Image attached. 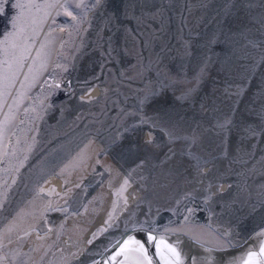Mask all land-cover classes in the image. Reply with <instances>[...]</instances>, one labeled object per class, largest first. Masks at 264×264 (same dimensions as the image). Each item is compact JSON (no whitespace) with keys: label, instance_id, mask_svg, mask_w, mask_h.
I'll list each match as a JSON object with an SVG mask.
<instances>
[{"label":"rangeland","instance_id":"rangeland-1","mask_svg":"<svg viewBox=\"0 0 264 264\" xmlns=\"http://www.w3.org/2000/svg\"><path fill=\"white\" fill-rule=\"evenodd\" d=\"M54 2L0 13V264L263 228L264 0H70L76 19Z\"/></svg>","mask_w":264,"mask_h":264},{"label":"snow or ice","instance_id":"snow-or-ice-1","mask_svg":"<svg viewBox=\"0 0 264 264\" xmlns=\"http://www.w3.org/2000/svg\"><path fill=\"white\" fill-rule=\"evenodd\" d=\"M103 0H95L97 5L101 4ZM8 3V0H0V13L4 12V5ZM59 5L60 8L64 9V15L71 16L73 19L76 17L73 15V12L70 11V0H65L64 3H60L59 0H55L54 3L50 4L49 7H57ZM13 8L20 9V13L14 16L11 20V27L13 29L12 32H9L5 36L4 42L7 43L8 38L12 36H16L20 29V24L23 16V9L27 7L22 3H16L12 5ZM76 8L82 7V0L80 3L75 5ZM60 13L58 12L57 15ZM57 88L60 87L59 84L56 85ZM241 94V89L237 88L236 95ZM147 99V97H146ZM264 119V116H262ZM141 123H147V121H141ZM231 124V119H226L223 124L218 125L219 128H226L227 125ZM246 131L249 135H256V131L254 128H248ZM147 142H152V137L149 135L147 138ZM128 181H124V186H127ZM124 188L122 187L121 191ZM220 191H223V185L220 186ZM189 214L192 213V210L189 209ZM187 220L188 217H185ZM225 235H229L225 233ZM257 237L260 241L258 251L249 250L243 257L239 258V264H264V231L257 233ZM195 243L199 244L201 247L204 246L205 242H202L197 236L191 237ZM91 243V241H89ZM149 247L155 249V255L158 257L159 261L162 264H185V260L181 251L177 249V247L171 243L166 242L163 238H157L155 235L148 233L146 239L141 241L135 238H128L124 241H118L114 246L115 249H118L114 252L113 255L110 256L108 264H154L153 256L149 254ZM229 244L223 243L219 245V250L227 251ZM215 249H207V251L211 252ZM212 257H209L210 261ZM193 264H195V260L193 258ZM228 264H237L236 258H229Z\"/></svg>","mask_w":264,"mask_h":264},{"label":"water","instance_id":"water-1","mask_svg":"<svg viewBox=\"0 0 264 264\" xmlns=\"http://www.w3.org/2000/svg\"><path fill=\"white\" fill-rule=\"evenodd\" d=\"M261 231H264V227L254 233L238 247L228 249L227 251L213 250L209 252L207 249L212 248L205 246L201 247L199 244L181 237L156 233L146 229H134L123 234L99 259L89 264H108L110 256L118 250L114 248L118 241H124L128 238H135L144 241L148 233L155 235L157 238H163L166 242L175 245L177 249L182 252L185 264H193V258L195 264H228L229 258H236L237 264H239V258L243 257L249 250L258 251L260 241L257 237V233H260ZM149 254L153 256L154 264H162L158 257H156L154 248L149 247ZM209 257H212L210 261L208 260Z\"/></svg>","mask_w":264,"mask_h":264},{"label":"bare ground","instance_id":"bare-ground-1","mask_svg":"<svg viewBox=\"0 0 264 264\" xmlns=\"http://www.w3.org/2000/svg\"><path fill=\"white\" fill-rule=\"evenodd\" d=\"M52 181H53V178L50 177L49 180L47 181V183L45 182L46 184H45V187H44V188L47 189V190H48V189L51 190L52 187H55V186H52V185H50V186L48 185V184H49L50 182H52ZM53 183H54V182H52V184H53ZM55 183H56V181H55ZM56 186H57V184H56ZM42 188H43V187H42ZM52 189H53V188H52ZM152 232H153V231H152ZM156 233H159V232H156ZM161 234H166V235L175 236V233H161Z\"/></svg>","mask_w":264,"mask_h":264}]
</instances>
